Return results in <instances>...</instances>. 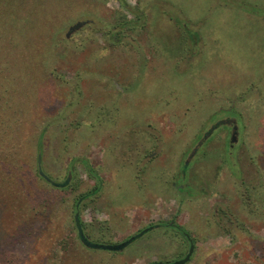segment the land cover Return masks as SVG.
<instances>
[{
	"label": "rangeland",
	"instance_id": "1",
	"mask_svg": "<svg viewBox=\"0 0 264 264\" xmlns=\"http://www.w3.org/2000/svg\"><path fill=\"white\" fill-rule=\"evenodd\" d=\"M126 2L0 0V264H264V0Z\"/></svg>",
	"mask_w": 264,
	"mask_h": 264
},
{
	"label": "water",
	"instance_id": "2",
	"mask_svg": "<svg viewBox=\"0 0 264 264\" xmlns=\"http://www.w3.org/2000/svg\"><path fill=\"white\" fill-rule=\"evenodd\" d=\"M230 122H235L234 125V132L232 135V142H236L237 141V135H238V125L236 124V120L233 119V121H231L230 119H223L220 120L216 125H214L210 130H209V134L210 132H212L213 130H215L217 128V126L219 124H225V123H230ZM209 134H206L204 138H207ZM197 150V148H196ZM194 150V152L196 151ZM41 161V157H39V162ZM39 174L50 184H52L55 187H60V188H64L66 186L69 185L70 183V179L71 177L68 176L67 179L63 182H59L56 181L54 179H52L49 175H47L41 165V163L39 164V168H38ZM79 205H77L78 208ZM75 222H76V228L78 230V234L80 237V240L82 241V243L87 246L88 248L91 249H103V250H109V251H122L123 249H125L127 246H129L132 242H134L137 238H139L140 236H142L144 233H146L149 229H151V227L149 228H145L143 231L130 236L129 238H127L126 240L119 242V243H114V244H106V243H98V242H93L92 240H90L88 238V236L86 235L84 229H83V224H82V220H81V216L79 211L76 212L75 214ZM195 251V243L194 241L191 239L190 240V248L187 252V254L175 261H171V262H162V261H155L152 262L150 264H186L188 263Z\"/></svg>",
	"mask_w": 264,
	"mask_h": 264
},
{
	"label": "trees",
	"instance_id": "3",
	"mask_svg": "<svg viewBox=\"0 0 264 264\" xmlns=\"http://www.w3.org/2000/svg\"><path fill=\"white\" fill-rule=\"evenodd\" d=\"M119 2H120V4L122 5V6H124L125 8L127 7H129V5H128V3L126 2V0H118ZM252 11H253V13H255L256 15H262V16H264V9H260V8H258V7H256V6H253V8L251 9ZM125 23H129V22H125ZM186 25V24H185ZM39 157H40V155H39ZM187 165V164H186ZM86 167H87V170H88V172L92 175V176H94V177H96L97 179H98V186L95 188V190H94V192H98L99 190H100V187H101V185H102V179L101 178H99V177H97V174H96V172H95V169L90 165V164H88V163H86ZM39 168V167H38ZM38 174H39V171H38ZM39 177L40 178H42V179H44L40 174H39ZM49 183V182H48ZM72 185V184H71ZM90 194L89 193H86V194H82L81 196H80V198L76 201V204L79 202V200L81 199V198H83V197H87V196H89ZM75 220V219H74ZM75 222V221H74ZM76 225V224H75ZM83 227H84V224H83ZM149 227H151V229H149L148 231H151L152 229H157V228H165V229H169V230H172L174 233H176V234H178V235H181L185 240H193V237L191 236V234L183 227V226H181V225H179V224H176V223H174L173 221H165V222H160V223H158V224H155V225H150V226H148V227H146V228H149ZM77 229V228H76ZM145 228H143V229H141L139 232H141V231H143ZM147 231V232H148ZM146 232V233H147ZM145 234V233H144ZM143 234V235H144ZM79 235V234H78ZM142 235V236H143ZM141 237V236H140ZM80 238V237H79ZM138 239V238H137ZM188 240H187V242H188ZM81 241V240H80ZM82 243V242H81ZM83 244V243H82ZM84 245V244H83ZM85 246V245H84ZM85 247H87V246H85ZM88 248V247H87Z\"/></svg>",
	"mask_w": 264,
	"mask_h": 264
},
{
	"label": "flooded vegetation",
	"instance_id": "4",
	"mask_svg": "<svg viewBox=\"0 0 264 264\" xmlns=\"http://www.w3.org/2000/svg\"><path fill=\"white\" fill-rule=\"evenodd\" d=\"M226 119H230L231 121H233V119H235L236 120V124L238 125V135H237V141H238V139H239V133L241 132V130H240V125H239V123H238V120L236 119V118H226ZM220 120H223V119H220ZM220 120H218V122L220 121ZM218 122H216V124L218 123ZM215 124V125H216ZM234 125H235V122H230V123H225V124H219L218 126H217V128L215 129V130H213L212 132H210V134H209V131L208 132H206L204 135H206V134H209L208 136L209 137H212L221 127H225V126H227L228 128H230L231 129V138H230V141H231V144H230V146H231V148H234L235 147V145H237L238 143H236V142H232V135H233V132H234ZM214 126V125H213ZM212 126V127H213ZM236 143V144H235ZM41 157V156H40ZM41 162V161H40ZM40 162H39V164H40ZM68 176H70L71 177V179H70V183H69V185L71 184V180H72V177H73V174H72V172L71 171H69V173H68ZM67 176V177H68ZM67 179V178H66ZM249 192V191H248ZM247 192V193H248ZM246 196L247 197H245L244 196V198H246V201H247V203H250V196H249V194H246ZM85 197H83V198H81L80 200H79V202L77 203V205H79L78 206V208L77 209H79V207H80V204H81V202L83 201V199H84ZM76 214V213H75ZM74 219H75V216H74ZM75 224H76V222H75ZM82 224H83V222H82ZM83 229H84V231H85V228L83 227ZM78 231V230H77ZM87 235V234H86ZM188 240V239H187ZM193 241H194V239H193ZM82 242V241H81ZM188 242L190 243V241L188 240ZM194 243H195V241H194ZM195 249H196V244H195ZM187 254V253H186ZM185 254V255H186ZM184 255V256H185ZM183 256V257H184ZM182 258V257H181Z\"/></svg>",
	"mask_w": 264,
	"mask_h": 264
}]
</instances>
